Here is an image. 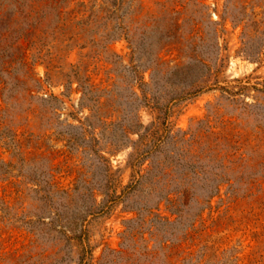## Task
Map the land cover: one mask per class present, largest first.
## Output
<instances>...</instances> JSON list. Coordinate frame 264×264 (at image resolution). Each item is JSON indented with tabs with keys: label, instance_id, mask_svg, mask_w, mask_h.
<instances>
[{
	"label": "rangeland",
	"instance_id": "rangeland-1",
	"mask_svg": "<svg viewBox=\"0 0 264 264\" xmlns=\"http://www.w3.org/2000/svg\"><path fill=\"white\" fill-rule=\"evenodd\" d=\"M68 2L77 16L91 18L76 39L52 33L54 20L42 16V0H0L8 26L20 30L36 22L30 35L8 48L15 56L24 53L27 65L14 63L10 96L0 99L20 151L0 141V156L15 164L11 178L19 188L37 182L42 191V200L5 195L9 210L0 209V264H264V0H132L119 8L96 0L85 11L77 0ZM32 7L29 19L24 11ZM117 22L125 33L117 35L116 29L114 38L103 41ZM42 52L56 55L54 64L61 66L51 69L49 80ZM80 57L95 84L85 96L76 81L62 83L60 73ZM156 57L164 60L160 66ZM140 75L149 83L147 95L160 100L183 86L207 85L165 113L172 136L159 158L167 154L170 167L155 192L125 195L131 150L126 145L137 138L128 126L140 123L144 129L158 113L134 97ZM219 85L240 91L222 94ZM224 120L239 135L236 159L227 169L235 199L225 183L211 206L198 209L194 196L178 216L162 200L155 216L139 211L145 221L134 220L136 208L154 204L165 184L198 186L202 169H221L204 148ZM97 149L113 164L112 187ZM54 212L63 224L56 228L46 223ZM73 233L68 244L66 235ZM84 244L91 249L85 256Z\"/></svg>",
	"mask_w": 264,
	"mask_h": 264
},
{
	"label": "trees",
	"instance_id": "trees-1",
	"mask_svg": "<svg viewBox=\"0 0 264 264\" xmlns=\"http://www.w3.org/2000/svg\"><path fill=\"white\" fill-rule=\"evenodd\" d=\"M70 0H42V12L43 15H50L53 21V28L52 33L60 32L63 35V32L67 36L68 34L71 35V39L73 35L79 36V34L83 31V25L89 24L90 22V14H82L77 16L75 8H68ZM96 0H77V5L83 8L85 11L91 8V5L95 3ZM106 0H101L102 4ZM111 4L114 5V8H119L122 3L130 4L132 0H110ZM183 5L182 3H179ZM33 10L34 7L25 10V16L29 19L34 18ZM6 17H0V99L4 102L8 101L10 94H8V84L9 78L8 76L11 73V69L14 66V63L19 60V64L23 67L27 65L25 61L24 53L20 55H13V53L8 51V48L13 46L15 43H18V39L21 38L23 35L26 36L27 34L30 35L35 27L36 22L34 20H30L27 26L22 28L19 26L20 30H25L21 32L17 30L13 26H8L6 23ZM5 22L6 25H2V22ZM112 26L111 29L104 33V39L110 40L116 36V29L120 30L117 35H122L125 33V27L120 25ZM175 26H178V23L175 22ZM27 30V31H26ZM42 26V43L43 40L47 36V31ZM49 30V29H48ZM49 35V31H48ZM104 44V43H103ZM106 47L107 45L104 44ZM107 48V47H106ZM133 52V49H132ZM85 56V55H81ZM56 55H52L48 52H42V63L46 68L45 70V79H51V69L53 67L59 68L60 65L54 64L56 60ZM158 59V60H157ZM82 57L73 63L67 62L68 69H64L60 71L64 80L62 83L65 85H70L73 81L77 82L78 87L82 90V96H85L91 89L94 90L95 84L91 81L88 75L85 74V70H82L81 62ZM164 60H161L160 57H156V66H160V63H163ZM140 63L135 62L132 63V67L134 70H138L140 67ZM149 65H151L149 63ZM149 65L145 67H150ZM199 79V78H198ZM37 82V80H35ZM137 87L140 89V93L136 91H132L134 97L139 100L141 105H149L151 108L158 111L156 118L150 122L144 129H142V124L140 127V123L134 125L132 127L128 126L129 132L137 133V138L133 141L132 144H127L126 146H131V150H129L127 157H126V166L130 168V177L129 181L123 186L122 193L125 195L130 194L134 191H141L147 192L151 194L155 192L157 184L160 183L161 174L169 170L170 167L169 162L166 161L167 154L165 157L159 158L161 152L164 151V145L167 139L172 136V127L165 124V113L167 114V109L171 108L173 104L179 102V100H184L187 98L192 97L193 95L202 91V89L207 84L201 85H190V86H183L176 94H171L168 98L164 100H160L155 95H147L145 90L146 85L149 83L144 80L143 76L140 75L138 80ZM189 87V88H188ZM222 94L234 95L239 93L238 90H234L233 87H226L223 85H219ZM239 88H247V85H241ZM29 92V96H32L31 88H26ZM227 96V95H226ZM229 97V96H227ZM233 99V98H232ZM7 108H0V141L2 145L13 152V149L16 151H20V145L18 140L15 139L16 133L12 131V125L5 119V112ZM5 111V112H4ZM209 116V113L208 115ZM104 123V121H102ZM233 123L231 120H224L221 122L222 131H220L211 142H209L204 151L208 154H212L215 161L218 162L219 167L221 169L219 171H215L214 169H202V173H204L203 182H201L198 186L195 185L193 182L189 183H181L175 186H170L165 184V191L156 192L157 200L154 204L149 205L147 202L138 208H136V217L134 220L138 219L139 217H143L142 219L145 221V216L141 214L139 211H144L146 218L147 215L154 214L153 209L157 207L160 201L164 200L168 204V209L172 213H176L180 216L183 212L187 210L185 208L186 201L192 199L195 196V200L198 202L197 207L198 209H202L206 206H211V199L214 195H218L220 193V188L223 184L227 183L228 187L226 188V193L230 196L231 200H234L237 193L235 187L230 182V172H227V169L232 168V163L236 159V151L239 150V135L234 132V127L230 126ZM95 140H98L95 138ZM17 146V147H16ZM238 149V150H237ZM99 149L95 150L94 152L97 153V156L101 158L106 163L109 187H112L111 184L114 183V175H113V164L111 160L106 157L103 153L98 152ZM23 161V157H20ZM212 166V165H211ZM15 168V164L11 159H4L0 156V209L4 212H7L9 206L6 205V197L15 194L16 197H23L26 198L27 196L32 198L33 200H42V191L40 184L37 182H32L31 184H24L23 188L18 187V182L12 180L11 175L12 171ZM195 173V172H193ZM17 185V186H15ZM196 187H199L201 192L196 194ZM161 190V189H160ZM115 191V190H114ZM252 194L249 192L248 195ZM140 209V210H139ZM52 215L47 223L52 228H56L58 224L63 225L60 222L59 215ZM149 218V217H148ZM151 219V218H150ZM153 221V219H152ZM193 226V223H191ZM63 227V226H62ZM63 233H66V230L60 228ZM81 235V234H79ZM76 234L73 233L72 235H66V242L69 244L71 238L75 237ZM88 244H84L81 248L82 255L85 256L86 253H90L91 249L86 248ZM81 255V258H84Z\"/></svg>",
	"mask_w": 264,
	"mask_h": 264
}]
</instances>
